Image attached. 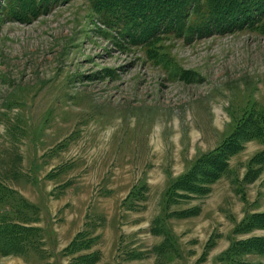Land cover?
Instances as JSON below:
<instances>
[{"label": "rangeland", "instance_id": "1", "mask_svg": "<svg viewBox=\"0 0 264 264\" xmlns=\"http://www.w3.org/2000/svg\"><path fill=\"white\" fill-rule=\"evenodd\" d=\"M109 14L0 0V264H264V30L135 41Z\"/></svg>", "mask_w": 264, "mask_h": 264}, {"label": "trees", "instance_id": "2", "mask_svg": "<svg viewBox=\"0 0 264 264\" xmlns=\"http://www.w3.org/2000/svg\"><path fill=\"white\" fill-rule=\"evenodd\" d=\"M45 1L51 3V0ZM101 2L105 10L111 13L109 16L115 19V24L122 25L121 31L129 30L135 25L146 32L144 37L132 36L135 41L142 38V41L146 42L159 32L174 33L188 38L195 34L205 36L246 27L264 30V0H101ZM252 119L247 124L245 135L253 129L255 136L264 140V114ZM234 135L216 152L199 159L198 163L208 178L217 177L227 169L228 165L223 156L235 152L241 139L239 131H235ZM262 152L264 156V149ZM252 240L255 241L254 239L250 241ZM250 241L247 240L244 244L249 247L253 244ZM258 244H261V241ZM252 249L261 250L256 243Z\"/></svg>", "mask_w": 264, "mask_h": 264}, {"label": "bare ground", "instance_id": "3", "mask_svg": "<svg viewBox=\"0 0 264 264\" xmlns=\"http://www.w3.org/2000/svg\"><path fill=\"white\" fill-rule=\"evenodd\" d=\"M49 3V2H48ZM254 14V13H253ZM229 17V16H228ZM226 18V17H225ZM223 19V18H222ZM219 20V19H218ZM244 20V19H243ZM171 23V22H170ZM206 27V26H205Z\"/></svg>", "mask_w": 264, "mask_h": 264}]
</instances>
